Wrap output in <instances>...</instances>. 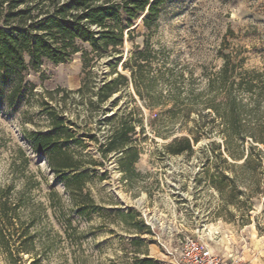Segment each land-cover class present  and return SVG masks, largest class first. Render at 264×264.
I'll use <instances>...</instances> for the list:
<instances>
[{
    "label": "rangeland",
    "instance_id": "obj_1",
    "mask_svg": "<svg viewBox=\"0 0 264 264\" xmlns=\"http://www.w3.org/2000/svg\"><path fill=\"white\" fill-rule=\"evenodd\" d=\"M159 8L149 29L142 23L145 14L139 15L129 28L132 39L125 36L118 51L107 52L85 69L80 53L64 63L45 62L36 70L28 69L25 86L11 105L6 96L14 75L0 80V186L12 185L14 197L24 180L31 179L18 213L25 224L29 209L39 204L44 208L38 209L28 230L37 264H138L135 259L145 256L171 264L162 245L173 246L184 236L204 239L224 253L244 249L249 239H264V159L258 174L252 164L240 169L242 161L225 162V155H218L223 151L221 137L217 128L206 124L208 119L196 113L186 119L169 118L162 107L147 108L131 84L121 86L103 103H97L95 96L115 71L127 74L123 64L136 46L145 43L155 52L153 69H166V76L171 75L168 71L182 72L185 83L192 75L203 84V71L221 66L222 50L238 51L244 67L264 66V0H164ZM159 81L156 89L166 94L167 87ZM129 112L137 124L130 147L139 152L134 163L139 175L132 181L125 179L119 166L121 151L105 158L99 152L116 124L107 119ZM50 116L64 118L65 126L81 141L59 137L55 141L59 146L97 162L84 160L82 168L97 205L89 214L75 212L44 153L32 148L30 133L53 135ZM154 131L169 137L163 139ZM178 133L198 137L190 154L166 151L171 135ZM18 148L28 158L25 168ZM251 152L256 155V150ZM216 170L230 180L221 190L210 182L209 175ZM50 191L62 196L60 204L49 205ZM130 210L135 217L125 216ZM139 221L147 229L140 228ZM12 249L10 259L0 248V264H30L31 255Z\"/></svg>",
    "mask_w": 264,
    "mask_h": 264
},
{
    "label": "trees",
    "instance_id": "obj_2",
    "mask_svg": "<svg viewBox=\"0 0 264 264\" xmlns=\"http://www.w3.org/2000/svg\"><path fill=\"white\" fill-rule=\"evenodd\" d=\"M164 0H0V80L14 75L13 84L6 96L8 104H13L22 92L25 72L38 69L43 63H64L80 53L83 68L90 66L95 59L107 52L118 51L125 36L131 40L133 33L129 28L139 15L145 14L142 23L149 29L159 14ZM222 64L207 73L203 71L204 83L192 75L184 82L182 72L166 69H153L155 52L148 43L135 50L123 64L121 73L109 82H104L95 92L96 102L103 103L119 91L121 86L131 84L135 94L145 102L147 108L162 107L172 119L187 118L196 113L197 117L208 119L206 124L217 128L221 137L225 162L242 161L240 169L252 164V171L258 170L264 159V66L244 67V58L238 51H220ZM92 54V55H91ZM159 80L167 87L166 94L156 89ZM202 84V85H201ZM85 84L77 91L83 93ZM65 92V91H64ZM66 94V92H65ZM116 124L106 133L105 142L99 147L102 158L113 152H120L119 166L127 181L139 175L134 163L139 152L130 147L131 135L136 133L133 113L113 115L107 121ZM53 135L30 133L34 151L43 152L48 168L59 177L68 202L76 213L89 214L97 209L95 199L86 185V173L82 171L84 160L91 164L97 162L91 157L77 156L55 141L59 137L72 139L75 134L64 124V118L50 116ZM163 139L168 134L154 131ZM172 136V137H171ZM166 143L168 153L190 154L198 137L191 134H173ZM245 145H248L246 152ZM1 146V143H0ZM256 150V155L251 151ZM23 168L28 158L21 148L17 149ZM75 172L66 175L65 172ZM77 171V172H76ZM212 185L221 190L225 180L230 181L222 171L209 175ZM31 179L26 178L22 189L13 197L12 185L0 186V248L10 259L13 249L29 254L30 264H37L34 255V241L29 235V227L34 224L38 209L42 204L29 209L28 222L20 221L18 210L24 206L23 193ZM256 190L260 189L255 179ZM49 205L62 202L56 191L48 194ZM126 217H135L130 210ZM140 228L144 227L139 221ZM45 241L40 243L44 248ZM14 246V247H12ZM138 264H160L147 256L135 259ZM17 264V263H16Z\"/></svg>",
    "mask_w": 264,
    "mask_h": 264
},
{
    "label": "built area",
    "instance_id": "obj_3",
    "mask_svg": "<svg viewBox=\"0 0 264 264\" xmlns=\"http://www.w3.org/2000/svg\"><path fill=\"white\" fill-rule=\"evenodd\" d=\"M171 264H244L237 254L226 256L213 252L199 237L184 236L175 239L173 246L162 245Z\"/></svg>",
    "mask_w": 264,
    "mask_h": 264
},
{
    "label": "crops",
    "instance_id": "obj_4",
    "mask_svg": "<svg viewBox=\"0 0 264 264\" xmlns=\"http://www.w3.org/2000/svg\"><path fill=\"white\" fill-rule=\"evenodd\" d=\"M244 249L241 250H232L224 253V251L219 250L218 248L210 247V249L221 255H228V254H237L239 255L244 264H264V239H249Z\"/></svg>",
    "mask_w": 264,
    "mask_h": 264
}]
</instances>
